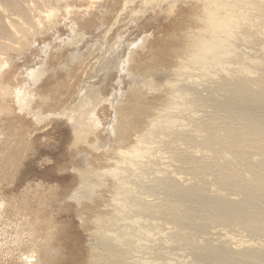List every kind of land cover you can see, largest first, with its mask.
<instances>
[{"label":"bare ground","instance_id":"1","mask_svg":"<svg viewBox=\"0 0 264 264\" xmlns=\"http://www.w3.org/2000/svg\"><path fill=\"white\" fill-rule=\"evenodd\" d=\"M156 17L157 19L152 21ZM108 19L111 21L110 24ZM160 19L176 23V28L155 49L153 33L146 32L150 23L159 22ZM80 28L88 31H79ZM65 31L68 32V36L58 42L62 45L55 48L50 44L44 45L41 53L43 56L40 55L41 57L35 60V66L25 68L23 70L25 77L23 75L19 78L15 73L17 65L32 54L37 43L41 39H47L53 32H56L58 37ZM140 35H142L140 41L129 42L130 37ZM89 40H95L96 43L84 48ZM56 53L67 57L53 65ZM147 53L155 54L154 62L160 63L165 71L169 69L171 78L166 79L164 84L168 88L173 89L177 82L183 80L195 86L203 84L202 91L211 92L212 86L218 84L222 85L221 89L225 87L229 92L224 96L216 94L215 99L230 105L240 118L249 119V112L253 109L264 110V0H0V110L4 114H10L14 110L18 114H26L27 118H33L31 123L33 121L37 125L40 119L34 118V112L41 111L48 103L52 107V112L47 113L46 117L54 121L55 119L65 121V125L72 130L74 149L78 150L85 146L84 142L89 141L87 145L93 153L107 154L109 151L107 147L96 149L98 134L103 136L102 141L107 145L111 140L118 141L130 136L143 124L146 126L155 124L153 119H148L149 101L125 89L129 74L124 64L126 62L131 64L130 68L135 64L137 68L136 57L143 58ZM62 77L65 81L58 84L56 89H65V85L70 81H73V84L77 83L75 88L77 91L73 88L75 85H72L71 89L76 92L73 90L71 92L70 89L69 96H66L67 99L65 98L63 103L62 100L39 92L45 87L46 82H56ZM94 77L100 78V89L98 87L94 89L95 86L89 83V79ZM104 81L111 84L113 82L115 85L113 93L109 96L104 95L106 89ZM146 85H142L141 90L144 93ZM148 85L151 86V82ZM137 98L139 102L134 103ZM36 103L37 106L34 107ZM170 103L172 104L169 102L167 106ZM173 106H164L159 113V115L162 111L170 113V116L160 123V130L163 132L175 126H184L182 113L185 110L176 105V100L173 101ZM109 107L113 111L111 123H115V126L109 125L103 130L101 117L106 116ZM135 116L136 123H131L130 120ZM139 117H143L142 122ZM196 122L195 117L191 116L185 125L193 127L194 132H204L201 138L209 140L212 151L217 153L225 164L231 162L226 157L230 152L238 158L249 148H253L240 138L237 131L211 128L204 130L201 125L195 126ZM38 130L39 128H35L33 131ZM150 130H146L147 132L142 134L136 143L131 142L133 144L131 150L119 151L117 158L127 160V164L131 166L139 167L138 159L143 157L144 151L149 153L152 149L148 142L142 140L150 135L148 133ZM13 132L12 130L7 143L5 142L7 154H16L12 147V142H16ZM31 133L26 135V142H31L34 137L35 134ZM43 138L40 137L39 141H44ZM92 139L94 141H91ZM254 149L255 152L260 150L259 147ZM254 162L259 163V160L254 159ZM118 170L107 169L104 173L108 174L125 194L130 190L126 183L119 180L121 173L117 172ZM242 173L245 175L242 179L248 181L254 192L264 196V177L247 170H243ZM94 174L93 178H99L103 173ZM238 176L239 171L233 170L229 185L235 186L238 192L242 193L244 189L238 184ZM78 178L80 183L84 182V176L79 175ZM170 181L178 183L177 177L173 174L170 175ZM100 185L103 186V183ZM189 193L195 195L194 192ZM215 196L224 197L220 193ZM36 198L38 204L42 206L35 210L32 218L28 213V220H24L23 227L17 232L22 240L30 236V239L36 241L35 245L32 242L34 246L31 247L32 253L24 258L23 264H77L72 257L62 258L58 239L62 237L63 231L49 220L50 218L47 219L45 214L43 215L46 199L38 196ZM70 199L76 206L73 208L61 203L62 207H66L65 211L72 210L76 215L82 214L86 207L74 194ZM228 202L229 199L224 203H211L218 220L246 229H258L261 241L253 235L225 231L223 235L220 232L223 238L219 237L218 241L224 245L222 248L213 244L202 245L201 242L192 240L182 233L181 226L190 223L193 214L191 208L182 211L166 210L144 198L133 206L127 203L119 205L118 211L106 220L119 221L120 212L128 213L131 207L138 210V218L126 223L119 234L105 229L103 232L90 233L89 237H95L103 250L113 251L118 255L124 254V251H121L123 249L118 246L134 244L140 246L142 242H158L166 236L168 238L164 241L167 245L175 243L180 247L195 248L191 264H201L199 260L205 257L215 260L232 257L247 263L264 260V218L258 222L253 217L240 221L228 213L226 209ZM259 203L257 204L259 210L264 211V202ZM246 204L255 205L252 200ZM150 214L169 218L175 223L174 228H169L167 233L157 232L154 235L152 230L156 225L141 219ZM198 224L194 225L196 230L202 227ZM23 231L28 232L24 234ZM39 231V237L33 234ZM164 261L161 259L155 262L164 264ZM166 261L171 262L168 259ZM136 262L155 264L141 258Z\"/></svg>","mask_w":264,"mask_h":264},{"label":"rangeland","instance_id":"2","mask_svg":"<svg viewBox=\"0 0 264 264\" xmlns=\"http://www.w3.org/2000/svg\"><path fill=\"white\" fill-rule=\"evenodd\" d=\"M156 19L157 17L152 21ZM108 21L110 24L111 21L109 19ZM168 21L160 19L159 22L150 23L147 27L146 33H153L152 39L156 42L155 49L176 28V23H168ZM67 33L65 31L56 37V32H53L51 37L41 39L37 46L35 45L32 54L19 62L17 70L15 68L18 77H23L25 68L35 66V60L37 61L39 57L43 56L41 53L44 45L50 44L53 48L61 46L62 44L58 42L62 38L64 40L68 36ZM141 38L142 35L133 36L129 38V42H137ZM95 43V40H89L84 48L91 47ZM56 55L57 53L54 54L53 65L67 57ZM154 55L147 53L143 58L136 57L137 68L135 64L134 67L132 64L130 68L131 64L127 62L124 66L129 74L125 89L137 93L138 96L149 101L148 119H153L155 124L152 126L143 124L130 136L118 141L111 140L107 145L102 141L103 136L98 134L96 149L107 147L109 149L107 154L93 153V150L88 148L89 141L84 142L85 146L78 150L74 149L72 147V130L68 125H65V121L55 119L56 123L52 118L46 117L47 113L52 112V107L48 103L42 107L41 111L34 112V118L40 119L37 125L33 121L32 124L33 118H27L26 114H18L15 110L10 114H4L0 110V182L3 183H0V264H23L24 258L32 253L31 247L35 245L36 241L30 239V236L25 237L23 241L17 232L20 227H23L24 220H28V213L32 218L35 210L42 206L38 204L37 196L46 199L43 206L45 218H50L49 220L63 231L62 237L58 239L62 258L72 257L77 264H137L136 261L139 258L155 264H157L155 261L161 259L171 261H164V264H191L190 260L195 248H184V246L180 247L175 243L167 245L164 241L168 238L166 236L158 242H142L140 246L136 244L118 246L123 249H117L124 251L123 255L103 250L95 237H89L90 233L103 232L105 229L119 234L126 223L138 218V210L131 207V211L128 213L120 212L119 221L106 222V220L115 211H118L119 205L127 203L129 206H133L143 198L166 210L182 211L185 208H191V214H193L189 220L190 223L181 226L182 233L191 237L192 240L201 242L202 245L213 244L222 248L224 245L219 244L218 241L219 237L223 238L220 234L223 235L225 231L234 234L242 233L247 236L253 235L261 241L258 229H246L227 221L218 220L211 203H224L229 199L226 209L240 221L253 217L258 222L264 218V211L259 210L257 205L259 201L264 202V196L256 194L248 181L242 179L245 177L242 173L243 170L264 177V110L253 109L249 112V119L240 118L230 105L215 99L216 94L224 96L229 92L225 87L221 89L222 85L218 84L212 86L211 92L202 91L203 84L195 86L183 80L177 82L173 89L168 88L164 84L166 79L171 78V73L168 68L165 71L160 63L154 62L156 61ZM115 80L114 78L113 81ZM64 81L63 77L56 82L48 81L39 92L45 96L50 95L56 100H62L63 103L69 96L68 93L72 85H75L74 89L77 88V83L73 84L74 82L70 81L65 85V89H56L57 85ZM104 82L106 88L104 95L109 96L113 93L115 85L113 82L112 84L108 81ZM150 82L151 86L148 85ZM89 83L95 86L94 89L101 87L99 86L101 85L100 78H91ZM143 84H147L146 93L141 90ZM74 89H71V92L72 90L74 93L77 91ZM224 90L226 91L224 92ZM102 92L104 93V91ZM172 96H177V98L171 99ZM175 100L176 105L185 110L182 113L184 126H175L171 130L163 132L160 130V123L168 118L170 113L164 111L160 115L159 113L164 106L174 107L173 101ZM136 102H139L138 98L134 103ZM169 102L172 104L167 106ZM36 106L37 103L34 107ZM65 106L68 107L67 104ZM38 114L40 116L37 117ZM105 115L101 117L103 130L109 125L115 126V123H111L113 111L110 107ZM191 116L195 117L197 121L195 126L201 125L204 130L211 128L239 132L240 138L253 148H249L245 154L238 158L230 152L226 157L231 162L225 164L224 160L212 151L209 140L201 138L204 132H194L193 127L185 125ZM142 118L138 119L142 122ZM130 121L136 123L137 117H133ZM35 128H39V130L33 131ZM148 129H151L148 132L150 135L142 140L148 142V146L152 149L149 153L144 151L143 157L138 159L139 167L131 166L127 164V160L117 158L119 151L131 150L136 140ZM12 130L16 140V142H12V147L16 154H7L6 141L12 134ZM30 130L35 135L31 142H26V135L31 133ZM40 137H44V141H39ZM255 147H259L260 150L255 152ZM254 159H258L259 163H255ZM107 169H119L117 171L121 173L119 180L126 183L130 191L124 194L113 179L104 173ZM233 170L239 171L238 184L244 189L242 193L238 192L235 186L229 185ZM95 172L103 174L99 178H93ZM172 174L177 177L178 183L174 184L170 181ZM79 175L84 176V182L80 183ZM102 183L103 186L100 185ZM189 192H194L195 195H191ZM217 193L224 197L215 196ZM72 194L86 207L80 215H76L72 210L66 212V207L61 205V203H65L74 208L76 204L70 199ZM249 200L254 201L255 205H247ZM141 219L156 225V228L152 230L154 235L157 232L167 233L169 228L175 226L173 221L162 215L150 214ZM196 223L202 225V230H196L194 227L197 225ZM27 232L23 231L22 233L26 234ZM33 234L39 237L40 231ZM207 258H202L199 263L264 264V260L247 263L242 259L232 257L224 260Z\"/></svg>","mask_w":264,"mask_h":264}]
</instances>
